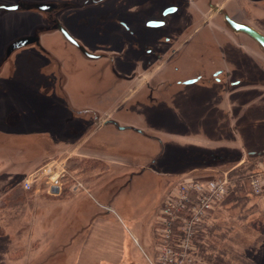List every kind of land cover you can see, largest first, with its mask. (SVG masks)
<instances>
[{
  "label": "rangeland",
  "instance_id": "1",
  "mask_svg": "<svg viewBox=\"0 0 264 264\" xmlns=\"http://www.w3.org/2000/svg\"><path fill=\"white\" fill-rule=\"evenodd\" d=\"M17 1L0 0V5ZM196 1L201 4V0ZM196 1H192L194 8ZM215 3L237 21L264 34V0H214ZM114 10L110 2L106 7L76 11V20L70 12L61 20L91 46L104 41L117 47L116 36L120 34L115 32L116 21L130 16L116 11L113 14L118 16L112 17ZM187 14L167 21L186 25ZM154 17L149 12L130 17L138 31L137 43L153 40V32L145 30L144 22ZM203 17L215 36L207 29L201 34L198 41L205 39L206 46L195 51L193 63L185 64L190 69L174 78H187L197 71L207 74L203 64L216 58L220 64L216 68L247 76L249 85L220 95L214 94V86L211 94L197 93L193 86L182 87L183 95H179L182 89L175 87V99L183 107L162 111L141 106L149 105L143 91L113 85L114 73L129 72L142 46L134 52L128 44L125 64L117 59L113 65L109 63L112 60L92 62L54 31L55 24L49 23L46 16L0 11V61L7 45L19 37L39 34L47 51L36 46L21 49L0 74V264H74L68 248L71 240L64 237L68 234L66 228L57 229L61 240L55 247L56 240L46 241L43 237L44 227L52 226L32 223L45 213L51 204L48 201L54 200L44 191L50 188L47 178L36 183L32 191L23 188L30 175L56 161L64 162V190L70 192L82 184L78 193L72 192L85 194L89 201L101 202L102 207L110 205L118 216L133 222L134 232L141 231L143 250L139 249L140 256H130L127 264H169L165 246L176 252L172 264H264V196L249 195L239 201L230 191L189 236L175 224L174 237L169 239L162 223L166 201L188 181L226 178L234 186L237 178L264 172V52L245 35L231 32L223 15L207 11ZM215 41L230 51L227 58L215 52ZM195 46L196 41L189 50ZM104 55L118 57L109 52ZM181 67L184 69V65ZM142 76L141 81L130 84L133 89L151 79L150 74ZM61 78L65 79L64 92L59 87ZM87 106L95 113L79 114ZM106 120L135 126L160 138L164 153L158 155L161 148L154 140L133 131L106 128ZM154 159H158L156 171L148 170L127 185L133 173L148 167ZM63 198L67 200L66 194ZM81 215L80 212L79 220ZM84 228L82 224L78 234Z\"/></svg>",
  "mask_w": 264,
  "mask_h": 264
},
{
  "label": "flooded vegetation",
  "instance_id": "2",
  "mask_svg": "<svg viewBox=\"0 0 264 264\" xmlns=\"http://www.w3.org/2000/svg\"><path fill=\"white\" fill-rule=\"evenodd\" d=\"M20 1L38 4H48V6L45 7L43 11L33 10L25 12H38L40 15L46 16L47 21L49 23L54 22L52 21V17H57L60 23L64 26V28L81 45H83L89 52L101 56V58H99L98 60H91L86 58L88 61L98 62L103 60H112L108 62L113 65L114 59H117L120 64H125L124 61L126 56L124 55H126V48L128 44L131 43L130 49L131 51L132 49H134V52H136L138 48L140 49V47L142 46L141 51L138 53L140 55L132 60V64L134 66L129 69L130 73H114L113 85L128 88V90L132 88L131 90H136L139 93H141L140 91H143V97H145L146 101L149 103V105H141L145 107V109L154 108L162 111H173L175 109H181V107L183 106L178 103L177 98L175 99L174 96V94H176L174 93L176 92L175 87H180L178 88L179 90L182 89L180 91L181 94L179 95L184 94L182 91H185V89L182 87L191 86H193V88H197L195 90L197 93L203 92V94H211L214 89V94H216L217 92L218 94H222V92H237L238 88L249 85L247 76L232 74L231 72H229V70L227 71L226 68H216L217 64L220 65L216 58V61L214 62L211 59H208L206 63L203 64L205 68L204 71H206L207 74H204L203 71H197L193 74V76L187 78H174L176 74L179 75L182 71H188L190 68L187 69L185 64L189 62L193 63L196 57L195 51H198L202 49L203 46H206L205 39L203 40L201 38L202 41H198V39L201 37V34L207 29L211 34H213V37L215 36V32H213L211 26L204 24L205 21L203 17L204 12L207 11H211L216 15H222L221 12H223L224 10L220 7V4H214V0L212 3L210 1L206 2L204 0H201L200 5L195 0V8L194 6L192 7V5L194 4L192 2L193 0H83V2L81 3L77 2V0H42L40 2L38 0H18L17 3ZM110 2L113 3L115 9L114 12H112L111 14L112 17L114 15H117L113 14L116 13V11H124V13H126L130 17L145 12H149L150 14L155 15L154 18L144 22L145 30L153 32L152 35L149 33L151 36L150 39L152 38L153 40H151L149 43H137V28L132 24V18L128 17L127 19L125 17H118L116 21L118 30L115 32H118L120 34L116 36L118 38L119 45H117V47H114L112 43L109 42L107 44L103 41L95 44L94 46H91L88 43L84 42L81 36L76 35V33L74 32V28H70V26L68 27V25L65 24L66 22L64 23V21L61 20L62 15H65L68 12L73 13L71 15V17L73 18V16L77 14L75 12L78 10L93 6H98L102 8L106 7ZM2 4L7 5L8 3ZM205 7L206 10H204ZM169 10L173 11L171 13L166 14ZM187 12L189 23H187L186 25H182L180 23L173 24V21L171 20L169 22L167 21V18L169 17L178 16L180 18L184 15V13ZM230 16L232 17V15ZM76 18L74 17L73 20H76ZM153 21L162 22L163 25L159 27L149 26V23ZM212 23L215 25L214 22ZM57 32L63 37V35L59 31ZM126 36L129 38L130 41L126 38ZM63 39L66 40L64 37ZM195 41L198 46L192 47L189 50V48L194 45ZM214 43L216 49L215 52L221 53L223 59L227 58V54H230V51L228 52L227 49L223 50L224 47H221L220 42L215 41ZM70 45L77 49V51L80 52V54L85 58V56L76 46L71 43ZM107 52L111 54H117L118 57L105 56L104 54ZM231 56L232 55L229 56V59L233 61V58ZM182 65H184V69L183 67H181ZM138 68L145 70L143 71L145 73V76L147 74H150L151 79L149 82L143 84L142 87L133 89L130 84L132 82L134 83V81L136 80L141 81L143 79L142 74L144 73L141 72V70L138 71ZM190 80L197 81L194 84L187 85L186 82ZM211 86H214V88L212 89ZM201 88L203 89L202 91L200 90ZM195 95L192 98L193 102L196 98ZM210 106L215 107L213 105ZM86 109L89 110L88 106L84 108V110ZM155 167L158 168L157 166Z\"/></svg>",
  "mask_w": 264,
  "mask_h": 264
},
{
  "label": "crops",
  "instance_id": "3",
  "mask_svg": "<svg viewBox=\"0 0 264 264\" xmlns=\"http://www.w3.org/2000/svg\"><path fill=\"white\" fill-rule=\"evenodd\" d=\"M75 188L72 190L78 193L80 189L75 190ZM53 189L44 190L48 195L53 196L54 200L48 201L51 204L45 208V213L38 215L32 223L40 226H52L51 228L44 227L43 237L46 241L54 242L56 240L55 247L57 241L61 240V238L58 239L57 229L59 227L66 228L68 234L64 237L69 236L71 240L68 248L72 251L69 253H71L70 257L74 264H127L130 256L135 254L140 256L139 251L143 250L142 235L141 231H135L136 233L133 231L135 229L132 227V225L134 226L132 221L118 216L115 208L112 209L115 212L114 215L110 216L112 212L108 209L112 208L110 205L102 207L101 202L94 199L89 201V196L85 194L84 196L74 194L72 190L68 192L69 190L63 188L57 192ZM63 194H66L67 200L62 199ZM95 208L98 211H95ZM80 212L82 215L79 220ZM82 224L85 225L84 231L78 234ZM39 239L41 240L42 237ZM99 247L102 249L100 252L96 251ZM77 249L79 251L76 254ZM95 253L97 256L93 260Z\"/></svg>",
  "mask_w": 264,
  "mask_h": 264
},
{
  "label": "built area",
  "instance_id": "4",
  "mask_svg": "<svg viewBox=\"0 0 264 264\" xmlns=\"http://www.w3.org/2000/svg\"><path fill=\"white\" fill-rule=\"evenodd\" d=\"M64 171V162L56 161L38 173L30 175L25 180L23 188L25 191H32L35 184L44 177L47 178V185L50 188H58L61 191L65 178ZM82 187L79 183L75 189ZM250 188L252 195L264 196V172L250 175ZM230 191V184L226 178L206 181L190 180L182 185L170 196L162 210V223L167 237L173 239L172 229L175 224H178L181 233L189 236L193 227L203 224L208 213L221 203ZM164 249L169 256L166 263L172 264L176 252L169 246H165Z\"/></svg>",
  "mask_w": 264,
  "mask_h": 264
},
{
  "label": "water",
  "instance_id": "5",
  "mask_svg": "<svg viewBox=\"0 0 264 264\" xmlns=\"http://www.w3.org/2000/svg\"><path fill=\"white\" fill-rule=\"evenodd\" d=\"M48 4H38V3H30V2H26V1H20L16 4H2L0 5V10H4L5 12L9 13V12H25V11H43L45 9V7H47ZM173 10H169L167 11L166 14L171 13ZM222 15L224 16V20H225V24L227 26V28L233 32L236 35H245L247 36L249 39H251L252 41H254L259 48L261 49L262 52H264V34L262 32H260L258 29H256L255 27L247 24V23H243L240 21L235 20L234 18H232L226 11L221 12ZM57 16V15H56ZM52 21H54L53 23L55 24V28L54 31H59L63 37L70 42L71 44H73L74 46H76L81 53L85 56V58L87 59H91V60H98L99 58H101V56L99 55H95L91 52H89L83 45H81L65 28L64 26L60 23L59 19L57 17H52ZM163 25L162 22H157V21H153L149 23V26L152 27H159ZM30 46H36L38 47L40 50H42L43 52H47L45 50V48L42 46L41 43V37L39 34H35V35H29V36H24V37H19L15 40H13L12 42H10L7 47L5 48V53H4V57L3 59L0 61V74L2 73L3 70V66L9 62V60L12 58V56L17 52L20 51L21 49L30 47ZM64 78L60 79V85L59 87L61 88L60 90L62 92H64V90L62 89V87H64ZM197 80H190L188 82H186L187 85H191L194 84ZM89 87V86H87ZM79 114L82 113H91L93 114V112L95 113V111H89V110H83V111H78ZM96 121L99 122L100 121V117L96 115ZM104 126L107 128L108 126H113L114 128H116L119 131H133L141 136H144L147 139H151L156 141L161 148V152L158 155H162L165 151L164 148V143L162 142L163 140H161L158 137L155 136H151L148 133H146L143 129L137 128L135 126H122L120 125V123L116 120H106L104 122ZM158 159H154L151 161V163L148 165V167H144L142 168L141 171L133 173L132 177L130 179V181L128 182L127 185H129L135 177L137 176H141L144 173H146L148 170L151 171H156L155 166L158 167L157 161ZM125 185V186H127ZM54 191H59L58 188H54ZM110 211H112V208H108Z\"/></svg>",
  "mask_w": 264,
  "mask_h": 264
},
{
  "label": "trees",
  "instance_id": "6",
  "mask_svg": "<svg viewBox=\"0 0 264 264\" xmlns=\"http://www.w3.org/2000/svg\"><path fill=\"white\" fill-rule=\"evenodd\" d=\"M230 189L232 193L231 195H236L235 198L239 201H242L243 199H245V197L252 195L250 188V175L247 176L246 179H244V177H240L239 179L237 178L235 180L234 186H230Z\"/></svg>",
  "mask_w": 264,
  "mask_h": 264
}]
</instances>
